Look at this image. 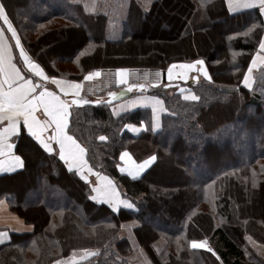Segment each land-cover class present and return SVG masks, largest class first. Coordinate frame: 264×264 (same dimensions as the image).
I'll list each match as a JSON object with an SVG mask.
<instances>
[{"label": "trees", "instance_id": "16d2710c", "mask_svg": "<svg viewBox=\"0 0 264 264\" xmlns=\"http://www.w3.org/2000/svg\"><path fill=\"white\" fill-rule=\"evenodd\" d=\"M0 3L24 50L50 78L81 82L104 69L164 72L196 60L208 71L184 85L198 97L193 101L168 92L162 77L159 85L133 82L69 103L67 133L87 150L92 172L111 178L134 208L115 212L94 202L90 182L22 134L17 147L25 167L0 177V199L33 230L0 244V264H51L85 248L100 253L80 264H128L134 250L119 231L131 221L151 264H264L253 247L264 245V65L251 89L241 84L263 34L258 7L230 11L225 0H153L147 9L131 3L120 39L111 42L100 37L96 17L71 0ZM147 37L151 50L141 45ZM15 63L24 71L16 55ZM140 94L163 102L156 131L148 109L111 111ZM140 123L145 130L138 136L125 129ZM126 151L136 163L156 160L132 178L120 170ZM193 240H206L216 255L192 248Z\"/></svg>", "mask_w": 264, "mask_h": 264}, {"label": "snow or ice", "instance_id": "6c2138e0", "mask_svg": "<svg viewBox=\"0 0 264 264\" xmlns=\"http://www.w3.org/2000/svg\"><path fill=\"white\" fill-rule=\"evenodd\" d=\"M228 4L230 11L241 8H251L258 5L261 14H264V0H228ZM0 20H3L4 24L7 25V30L11 33L12 39L15 40V47L20 50V58L28 72L34 73L36 77H40L42 80H49V77L45 75L44 69L39 64L35 63L24 50L20 38L6 14L3 4H0ZM249 31H252V29H249ZM259 49L264 52V39L260 41ZM13 59L11 46L6 41L4 30L0 29V172L13 171L16 168L23 167L22 158L14 154V146L9 143V138L17 134L22 119L23 126L27 128L28 133L37 140L46 152L52 153L54 151L50 143V141H54L59 147V159L65 162L68 171L71 172L75 168L81 178L86 179L83 175V170L87 169L88 172L92 171L88 166V162L84 159L87 150L66 131L70 116L69 102L65 99H61L59 95L44 88L41 84L33 83L31 78H25L21 69L13 63ZM258 63L264 64V55L257 54L252 58L248 68V74L244 76V83L249 88L252 86L250 74L253 67H256ZM196 65H203V61L197 60L191 64H180L179 68L184 70L179 73L180 77L186 78L187 72L194 69ZM176 67L177 65L173 64L168 68V78L170 80L173 76V69ZM201 71H203V69H201ZM124 72H126L125 69L117 70L118 83H127L123 76ZM204 74L207 77V72H204ZM99 75V71L91 72L86 75L84 79L90 80ZM51 82L57 85L65 96H67L69 92H72L75 97H80V83L61 81L57 80L55 77L51 78ZM132 87L143 88L144 86L133 85ZM129 91H131V88H129ZM109 95L114 96L115 94L110 93ZM184 98L191 100L198 99L195 95H187ZM146 99L153 102V113L155 114L157 111L156 105L161 104V102L155 98ZM137 102L143 103L145 100L141 99L139 101H132L131 103L135 104ZM83 103H88V101L82 98L73 99L71 101L73 105H80ZM38 109L43 110V115L46 119L41 120L37 118L36 112ZM50 128L52 129V134L45 139L43 134ZM99 139L103 141L106 137L101 136ZM121 160H124L127 164L126 168L120 169L121 172L127 171L130 176L135 178L156 160V156H150L137 164L128 152H123L121 154ZM96 175L100 184L92 189L96 195L91 196L90 199H103L109 204L121 202L126 203L128 207H132V205L127 202L119 201V194L111 180L99 174ZM253 186H255V182ZM2 235L5 234L0 233V236ZM190 245L194 249L207 248V251L216 255L213 249L207 246L206 240H193L190 241ZM95 254L96 253H86V255ZM74 259L75 257H73V260ZM217 259H219L218 256ZM56 264H61V262L56 261Z\"/></svg>", "mask_w": 264, "mask_h": 264}, {"label": "crops", "instance_id": "0c3cea01", "mask_svg": "<svg viewBox=\"0 0 264 264\" xmlns=\"http://www.w3.org/2000/svg\"><path fill=\"white\" fill-rule=\"evenodd\" d=\"M133 1L142 2V0H131L130 3L133 2ZM225 1H226V4H227L228 8H229L228 0H225ZM77 2H74V3H77ZM80 2L78 4L83 8V11L86 14H91L90 11H86V9H88L90 6H92V4H94V0H91L90 2L88 0H80ZM97 2H98V0H96V6L98 7L99 6L98 5L99 2L98 3ZM130 3H129V5H130ZM254 7H258L259 8L258 5L254 6ZM245 9H249V8H241V9H237V10H234V11L245 10ZM123 10H124V8L121 9V13H122ZM126 12H127V9H126ZM260 14H261V12H260ZM93 16H95V15H93ZM261 17H262L263 26H264V14H261ZM0 29L4 30V36L6 38V41L11 46L12 55H13V58H14L13 59V63H15V55L18 56L24 71L31 76V77L25 76V78H31L32 79L33 77H36L34 75V73L28 72V70L24 67L23 61L20 58V50L15 47V40L12 39L11 33L7 30V25L4 24L3 20H0ZM262 39H264V28H263V34H262V37H261L260 41ZM257 54L264 55V52H262L259 49V45H258L257 51L254 53L252 58L254 56H256ZM252 58H251V61H252ZM251 61H250L249 65H248V67H247V70H246L244 76L246 74H248V68H249V66L251 64ZM175 65H177V67L173 69V76L172 77L176 76V79H180V81H182V79H184V78H181L179 73H181L184 70L179 68L180 64H175ZM263 65L264 64H259L258 63L256 67H253L252 72L250 74L252 86H253V82H254V79H253L254 73L260 67H262ZM17 67L20 68L18 65H17ZM168 68L162 74L163 81H165V82H169V80H170V79H168ZM201 69H203V71H201ZM21 71H22V74L25 75V72L22 69H21ZM204 72H207L206 67H204V65H196V67L194 69H192V70L187 72V76H193V78H195L193 80L197 81L196 78H198L199 76H202V77L204 76L205 78L208 77V75H207V77L205 76ZM123 76H124V79L127 81V83H118L117 82V85H116L115 88L128 87L129 85H131V83H133L131 80L128 79V76H127L126 72L123 73ZM244 76H243L242 83H241L242 86L245 87L246 89H251L252 86H251V88H249V87H247L245 85ZM37 78L39 80H42L40 77H37ZM56 79L57 80H61V81H69V80H64V79H59V78H56ZM117 80H118V77H117ZM188 80H190V79H187L186 81H188ZM43 81H44V83H41L40 81L39 82L33 81V83L41 84L44 88H47L49 91L55 92L57 95H59L61 97V99H65V98H68V97H74L72 92H69L68 95L65 96L64 93H62L60 91V89L57 87V85H55V84H53L51 82V78H49V80H47V81H45V80H43ZM72 82H75V81H72ZM77 83L81 84V88L79 90L80 91V96H81L82 95V82H77ZM48 85H49V87H48ZM182 89L179 90L180 91L179 93H181L183 99H185L184 97L187 96V95H193L190 91H187V90H184V89L182 90ZM108 92H111V91H108ZM146 98H155L156 100H159L161 102V104L156 105L157 111H156L155 114L153 113V102L150 101V100H147ZM141 99H144L145 102H143V103L137 102L135 104L131 103L132 101H139ZM185 100L193 101L191 99H185ZM138 108H144V109L150 110L151 117H152V128L155 131L158 130L160 128V124H161V117H162V115L165 112V108H164L163 102L158 97L150 96V95H146V94L133 95V96H130V97L120 101L119 103L113 105L111 107V111H112L114 116H118V115H120V114H122L124 112L132 111V110L138 109ZM36 115H37L38 119H41V120L46 119V117L43 115V110L42 109H38L37 112H36ZM125 129L131 135L138 136L141 132H143L145 130V124L144 123H140L139 125L128 124V125L125 126ZM66 131H67V129H66ZM22 134H25L27 137H29L30 140L33 143H35L44 153H46L48 155L53 154V155H56L59 158V147H58V145H56L54 141H50V143L52 144V146L54 148V151L52 153L46 152L44 150V148L37 142V140L28 133L27 128L23 126V120L21 119L20 124H19V130H18L17 134H15V135H13V136H11L9 138V143L13 144V146H14L13 147L14 154L15 155H19L22 158V160H23V156L19 153V148L17 147V139ZM51 134H52V129L50 128L43 135H44L45 139H47V137L50 136ZM84 159L86 160V155H85ZM60 161L63 164V166L65 167V169L68 171V168H67V165L65 164V162L62 161V160H60ZM24 167H25V163H24V160H23V167L22 168H16L13 171H2V172H0V177L4 176V175H11V174L17 173V172L23 170ZM126 167H127L126 162L124 160H121L120 169L121 168H126ZM147 168H145L142 172H140L139 175L136 176V177L141 176ZM71 172H75L81 178V176L77 173L75 168ZM123 173L127 174L128 176H130L127 171H124ZM93 174L94 173L92 171L88 172L87 169H84L83 170V175L86 177V179H82V178L81 179L84 180V181H89L90 177L93 176L94 182H93L92 185H94V187H97V185L100 184V181H99L98 177L93 175ZM103 177H105V176H103ZM130 177H132V176H130ZM120 200H122V199H120ZM100 201L105 203V201L103 199H100ZM32 230H33V226L32 225L25 223V221L22 218H20L15 213L10 211V209L8 207V204H7V201H6L5 198L0 199V233H4L5 234V235L0 236V244H4V243L9 242L12 233H15V234L31 233ZM198 249L207 250V248H198ZM91 252L92 251L89 250V249H87V250H85V249L84 250H77V251L72 252L68 257L60 259L61 261L60 260H58V261H60L61 264H77V263H81V262L87 260L89 257H91V255H86V253H91ZM73 257H75L74 260H73ZM52 264H56V261L53 262Z\"/></svg>", "mask_w": 264, "mask_h": 264}, {"label": "rangeland", "instance_id": "374dc122", "mask_svg": "<svg viewBox=\"0 0 264 264\" xmlns=\"http://www.w3.org/2000/svg\"><path fill=\"white\" fill-rule=\"evenodd\" d=\"M71 1H73V2H77L78 1L77 3L80 2V0H71ZM88 1L90 2L91 0H88ZM130 1L131 0H98V2H99L98 5L99 6L97 7L96 6V0H94V4H92V6H90L88 9H86V11H90L91 16L95 15L96 21L100 24V33H99V35H100L101 38H103V39H105L107 41H111V42L118 41L120 39V29H121V26H122L121 25V21L123 20V18L126 15V13H125L126 12V9L127 10L129 9V3H130ZM152 1L153 0H150V1L149 0H142V2L133 1L131 3L136 4L138 7H141L142 9H147L148 6L150 5V3ZM122 8H124V10L121 13V9ZM90 22H93V21H90ZM152 41L153 40L150 37H147L141 43V45L145 49H150L151 46H152V43H153ZM163 45H165V44H163ZM171 53H173V51H170L169 54H171ZM193 62H195V61H193ZM193 62H191V63H193ZM182 64H190V63H182ZM203 65L205 67L204 61H203ZM117 70L118 69H104V70H99V72H100V75L99 76L93 77L90 80H85L84 79L83 81H81L82 82V95L91 96V95H87L85 93V83L86 82H90V81H92L95 78H99L101 76V72H106V73L109 74L110 71H114L115 72V82H116L115 84L117 85ZM125 70H126L128 79L131 80L132 82H139L138 81L139 74H148V75H150L151 72H153V71H159L160 72V81L158 83L157 82H153V81L151 83H149L148 81H146V82L148 84H150V85H154V84L159 85V84H161V81H162L161 79H162V74H163V71H161V70H158V69H150V70H146V71H138V70H135V69H125ZM206 70H207V68H206ZM93 72H96V71H93ZM135 73H137V74H135ZM207 75H208V71H207ZM204 78H205L204 76L203 77L202 76H199L196 79L197 80H201V79H204ZM33 79L36 82H39L40 81L41 83H44L43 80H39L37 77H33ZM187 79L193 80L194 78H193V76H187L186 78L182 79V81H180V79H176V76H175V77H172V79L169 80V82H165L164 81V84L161 85V86H164L168 90V92H170V93H172L174 91L175 92H180L179 90H181L182 88L184 90H187V87L184 86L187 83V81H186ZM48 87H49V85H48ZM80 97H75L74 96V97H70L67 100L71 104V102H70L71 100L70 99H72V98L73 99H79ZM71 105H73V104H71ZM129 155L132 157V155L130 153H129ZM132 159H133V157H132ZM120 163H121V158H120ZM120 166H121V164H120ZM96 174L97 173L94 172L93 175L97 176ZM99 175H101V174H99ZM101 176H104V175H101ZM105 177H107V176H105ZM107 178H109V177H107ZM109 179L115 185L116 190H117V192L119 194V198L122 199V200L119 199V201L127 202L128 204H131L129 200L123 199L121 197L120 192L118 190V187L116 186V184L114 183V181L111 178H109ZM86 182H90V189L92 191V189L94 187V185H92L93 182H94L93 176L90 177L89 181H86ZM94 195H96V193L92 191V196H94ZM93 201L94 202H97V203H102L100 201V199L99 200H93ZM105 204L111 210H113L115 212L120 207H124V208H127V209L134 208L133 206L132 207H128L126 205V203H121V202H115L114 204H109V203L105 202ZM136 226H137V223L134 222V221H131V222H123L120 225L119 238L128 240L129 243L131 244L133 250H134V253L129 258L128 264H151L150 261H149V259L146 256L145 252L139 246L138 241H137V239L135 237L134 228ZM162 244H163L162 242L157 243L156 250H160ZM207 245L210 247V245L208 244V242H207ZM253 247H254V249L256 251V254H258L260 256H264V245H259V244L253 243ZM87 249L91 250L92 251L91 253H96L93 256L91 255V257H89L87 260L95 257L96 255H98L100 253V249H96V248H85V250H87ZM195 249H198V248H195ZM79 250H84V249H79ZM74 251H77V250H74ZM74 251H72V252H74ZM72 252H70L66 257H68ZM87 260H85V261H87ZM77 264H80V263H77Z\"/></svg>", "mask_w": 264, "mask_h": 264}, {"label": "built area", "instance_id": "2783aa9c", "mask_svg": "<svg viewBox=\"0 0 264 264\" xmlns=\"http://www.w3.org/2000/svg\"><path fill=\"white\" fill-rule=\"evenodd\" d=\"M138 81L144 83H147L146 81H148L149 83L153 81L158 83L160 81V72L153 71L150 75L139 74ZM115 83L114 71H110L109 74L106 72H101V76L99 78H95L92 81L85 83V93L91 96L100 95L104 91L114 88L116 86Z\"/></svg>", "mask_w": 264, "mask_h": 264}]
</instances>
